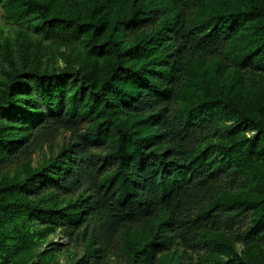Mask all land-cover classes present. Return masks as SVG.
Masks as SVG:
<instances>
[{
	"label": "trees",
	"instance_id": "16d2710c",
	"mask_svg": "<svg viewBox=\"0 0 264 264\" xmlns=\"http://www.w3.org/2000/svg\"><path fill=\"white\" fill-rule=\"evenodd\" d=\"M0 264H264V0H0Z\"/></svg>",
	"mask_w": 264,
	"mask_h": 264
},
{
	"label": "rangeland",
	"instance_id": "374dc122",
	"mask_svg": "<svg viewBox=\"0 0 264 264\" xmlns=\"http://www.w3.org/2000/svg\"><path fill=\"white\" fill-rule=\"evenodd\" d=\"M55 242H58V243H64L65 241H64V240H61V241H60V240H57V239H56Z\"/></svg>",
	"mask_w": 264,
	"mask_h": 264
}]
</instances>
